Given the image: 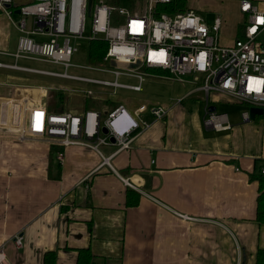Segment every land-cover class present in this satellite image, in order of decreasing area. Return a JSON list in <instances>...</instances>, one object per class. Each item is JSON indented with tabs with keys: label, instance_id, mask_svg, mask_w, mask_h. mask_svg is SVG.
Returning a JSON list of instances; mask_svg holds the SVG:
<instances>
[{
	"label": "crops",
	"instance_id": "1",
	"mask_svg": "<svg viewBox=\"0 0 264 264\" xmlns=\"http://www.w3.org/2000/svg\"><path fill=\"white\" fill-rule=\"evenodd\" d=\"M28 1L13 0V18ZM232 1L233 16L216 15L223 21L221 46L242 36L245 18L239 0ZM208 2L185 0V9L195 11ZM17 38L0 13L1 65L24 67L18 64L24 59L12 57ZM106 67L144 74L141 82L127 75L117 78L139 85V91L88 84L51 92L24 76L28 72L0 66V105L12 100L49 113L94 111L100 122L121 106L119 126L132 124L126 114L145 125L126 150L113 154L115 146L100 147L103 157L111 156L112 170L97 168L100 157L86 147L19 142L0 128L1 264H78L80 250H88V264H254L256 250L264 249V225L255 219V177L264 165V108L262 115L243 120L245 105L205 94L197 75H186L180 83L159 70ZM88 71L106 75L93 79H113ZM156 80L170 82V91L160 93ZM153 105L166 108L165 116H150L147 108ZM210 107L223 116L227 129L214 131L203 124ZM15 235L21 237L20 249L13 245Z\"/></svg>",
	"mask_w": 264,
	"mask_h": 264
},
{
	"label": "built area",
	"instance_id": "2",
	"mask_svg": "<svg viewBox=\"0 0 264 264\" xmlns=\"http://www.w3.org/2000/svg\"><path fill=\"white\" fill-rule=\"evenodd\" d=\"M145 2L146 10L135 13L120 6L113 7L105 0H29L17 7L18 13L13 18V0H0V13L18 33L15 52L12 54L14 60L45 62L61 67L63 72L40 71L14 64L0 66L133 92L139 91V85H125L118 82L117 78L122 75L133 76L141 82L144 74L135 70L109 69L107 64L159 70L164 72L165 79L180 83L186 75H197L200 77L199 88L205 94L224 95L233 103L245 105L247 109L264 108V1H238V10L244 15L245 23L242 36L228 46L218 43L223 22L219 16L206 24L190 9L171 13L157 10V7L171 4L172 0ZM94 39L106 43L101 64H71L73 55L78 51L76 43ZM71 67L105 72L112 75L113 79L107 81L72 76L67 73ZM83 93L90 95L89 91ZM180 100H175V103ZM247 109L241 113L243 120L248 118ZM147 111L154 119H161L166 114V108L161 106H149ZM122 112L121 106L115 107L100 122L98 113L94 111L80 114L49 113L40 105L8 100L0 105V128L19 142L44 141L62 149L70 146L86 147L100 157L97 168L112 170L111 156L103 157L100 147L115 146L113 154L126 150L138 133L137 130L145 128V125L135 122L127 114L132 124L119 126L117 121ZM205 116V126L214 131L227 129L222 115L205 109ZM102 127L106 134L101 133ZM61 159L62 153H56V160ZM258 173L264 176V165ZM122 182L129 185L125 179ZM13 245L20 249L21 237L15 235ZM2 260L0 249V264Z\"/></svg>",
	"mask_w": 264,
	"mask_h": 264
},
{
	"label": "rangeland",
	"instance_id": "3",
	"mask_svg": "<svg viewBox=\"0 0 264 264\" xmlns=\"http://www.w3.org/2000/svg\"><path fill=\"white\" fill-rule=\"evenodd\" d=\"M185 1V0H184ZM209 2L207 5L202 6V4L196 5L195 13H197L205 22H211L213 18L217 14H225L228 17L233 16L236 12V4L232 0H223L222 3L219 0H208ZM126 10L135 13H143L146 10V2L145 0H130V2L124 6H122ZM185 7H188L186 4ZM192 9V8H191ZM220 12V13H219ZM86 24V30H87ZM78 51L75 53L71 59V64L77 66H89L91 65L87 59V52H88V45L85 41H78L77 43ZM19 65L24 67H29L32 69H37L40 71H48L53 73H62L63 69L57 65L33 61V60H18ZM67 73L72 76H80V77H92V78H106V75H95L91 71L87 69L80 68V67H71L67 70ZM24 76H27L31 79H35L38 82H41L43 86H46L51 92L52 91H59L63 89H70V90H80L81 88H89L91 87L88 84L75 82L70 80H63L54 77L42 76L37 74H28L25 73ZM193 76V75H191ZM157 83H160L161 86L159 87L160 93L170 91V82L156 80ZM168 83V84H167ZM93 87V86H92ZM163 89V90H162ZM166 90V91H165Z\"/></svg>",
	"mask_w": 264,
	"mask_h": 264
},
{
	"label": "trees",
	"instance_id": "4",
	"mask_svg": "<svg viewBox=\"0 0 264 264\" xmlns=\"http://www.w3.org/2000/svg\"><path fill=\"white\" fill-rule=\"evenodd\" d=\"M107 4L113 7H122L130 2V0H105ZM160 12H182L185 10L184 0H172V3L166 6L157 7ZM88 52L87 59L90 64H98L106 49V43L99 39H94L87 43ZM259 184L258 194L256 197V213L255 219L258 223L264 225V176L258 175L255 177ZM88 250H80L78 256V264H88L90 259ZM254 264H264V249H257L255 252Z\"/></svg>",
	"mask_w": 264,
	"mask_h": 264
},
{
	"label": "water",
	"instance_id": "5",
	"mask_svg": "<svg viewBox=\"0 0 264 264\" xmlns=\"http://www.w3.org/2000/svg\"><path fill=\"white\" fill-rule=\"evenodd\" d=\"M89 7H90V1H88V3H87V9H88V11H89ZM14 13L17 14L18 11H15ZM208 110H209L210 112H213V108H212V107H210ZM262 113H263V109H262V108L249 107V108L247 109V116H248L247 120L250 121V120H252L255 116L262 115ZM100 131H101L102 134H106V131H105V129H104L103 127L100 129ZM109 141H110L111 143H113L112 139H110Z\"/></svg>",
	"mask_w": 264,
	"mask_h": 264
}]
</instances>
